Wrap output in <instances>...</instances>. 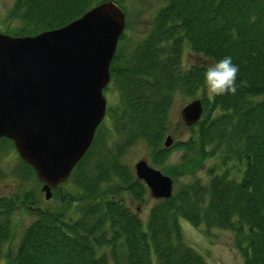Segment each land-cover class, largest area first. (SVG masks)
Masks as SVG:
<instances>
[{"label":"trees","instance_id":"16d2710c","mask_svg":"<svg viewBox=\"0 0 264 264\" xmlns=\"http://www.w3.org/2000/svg\"><path fill=\"white\" fill-rule=\"evenodd\" d=\"M103 1L14 0L6 17L19 26L10 35L61 28ZM114 1L125 10L126 0ZM165 1L143 38L132 41L125 26L104 91H115L118 101L107 104L69 179L52 190L55 208H39L42 183L15 157L16 175L38 188L0 196V258L6 264H209L186 243L180 219L208 233L231 232L243 264H264V0ZM187 51L193 61L185 65ZM225 56L239 67L237 92L201 96V119L186 127V140L166 148L173 100L197 99L206 88L207 66ZM137 145L177 182L170 198L155 200L145 225L130 204L143 205L148 190L125 161ZM13 149L1 138L0 160ZM173 153L179 154L176 165L169 163ZM17 212L35 219L16 249L3 254L14 241Z\"/></svg>","mask_w":264,"mask_h":264},{"label":"water","instance_id":"95a60500","mask_svg":"<svg viewBox=\"0 0 264 264\" xmlns=\"http://www.w3.org/2000/svg\"><path fill=\"white\" fill-rule=\"evenodd\" d=\"M125 25L124 10L106 0L45 33L0 32V139L10 140L20 160L33 168L45 201L69 179L106 117L103 91ZM202 113L200 99L180 110L186 127ZM172 142L168 135L163 143L168 148ZM133 171L152 199L172 196L173 180L145 159Z\"/></svg>","mask_w":264,"mask_h":264},{"label":"rangeland","instance_id":"374dc122","mask_svg":"<svg viewBox=\"0 0 264 264\" xmlns=\"http://www.w3.org/2000/svg\"><path fill=\"white\" fill-rule=\"evenodd\" d=\"M14 0H0V32L5 34H11L14 29L18 28L19 23L16 21H8L7 14L11 9ZM166 5L165 0H126L123 4L124 11L126 13V33L133 41L134 39L143 38L151 25L152 19L157 14V12ZM187 49V47H186ZM191 54L185 53L182 56V62L185 65L192 63L193 57ZM206 63V62H204ZM109 87V85H108ZM106 90V89H105ZM104 90V91H105ZM203 92H198L196 94L197 98L201 96H208L206 88L203 89ZM115 91H107L104 93V96L107 100V103L115 104L118 101L117 94ZM173 105L171 108L170 116V129H171V138L174 141H184L188 138L189 132L186 126L183 124L180 117V110L183 106L189 102L188 98L179 95L173 100ZM147 151L143 145H137L133 147L128 154H125V161L130 166H133L134 162L139 159H145L149 164ZM17 152L15 149L9 150V152L2 155L0 160V196H10L11 194H20L24 192L32 191L34 188H38L37 184L32 180L30 182H25L16 175V168H18V161L16 160ZM178 153H173L169 163L171 165L178 164ZM151 165V164H150ZM160 170L163 174L162 169ZM15 172V174H14ZM204 171H198V176H203ZM167 175V174H165ZM169 176V175H168ZM172 180L173 178L169 176ZM185 181L188 178H184ZM174 183H177L176 180H173ZM173 183V184H174ZM175 185V184H174ZM38 206L42 209L55 208L57 206V200H50L45 202L43 197H38ZM52 202V203H51ZM127 202V201H126ZM155 200L150 196L146 198V202L143 205H137L135 203L130 204L132 209L137 208V216L141 219L142 223L146 224V218L149 212V209L154 204ZM128 203V202H127ZM69 217H75L76 214L73 211L68 212ZM35 216L30 215V213H14L13 215V228L15 238L10 245L3 247V254L6 253L8 248L16 249L17 242L20 240V236L24 229L33 222ZM179 225L182 231V235L186 243L194 248L199 254H201L209 264H243V258L238 253L234 247L233 235L231 232L226 230L212 229L210 232H206L204 227L195 228L192 225L187 223L186 220L180 219ZM0 264H6L5 259L0 258Z\"/></svg>","mask_w":264,"mask_h":264},{"label":"clouds","instance_id":"9594fccd","mask_svg":"<svg viewBox=\"0 0 264 264\" xmlns=\"http://www.w3.org/2000/svg\"><path fill=\"white\" fill-rule=\"evenodd\" d=\"M239 67L231 56L215 61L207 66L204 73L205 87L209 99L237 92L236 81Z\"/></svg>","mask_w":264,"mask_h":264}]
</instances>
